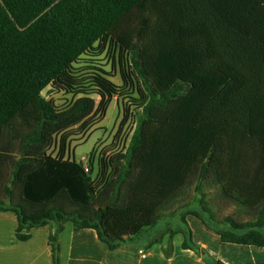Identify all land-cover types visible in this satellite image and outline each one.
<instances>
[{
  "label": "trees",
  "instance_id": "1",
  "mask_svg": "<svg viewBox=\"0 0 264 264\" xmlns=\"http://www.w3.org/2000/svg\"><path fill=\"white\" fill-rule=\"evenodd\" d=\"M106 39L129 56L121 78L142 113L94 179L68 140L99 122L92 94L104 113L125 87L74 64ZM48 87L79 97L58 107ZM205 181L253 218L227 217L220 241L264 247V0H0V212L17 216L19 241L70 222L114 251ZM185 225L183 248L196 250Z\"/></svg>",
  "mask_w": 264,
  "mask_h": 264
},
{
  "label": "rangeland",
  "instance_id": "2",
  "mask_svg": "<svg viewBox=\"0 0 264 264\" xmlns=\"http://www.w3.org/2000/svg\"><path fill=\"white\" fill-rule=\"evenodd\" d=\"M129 56L122 53L120 47L110 39L103 41L98 48V51L84 55L77 63L74 64L80 77L88 78L96 69H102L109 75L110 81L119 87H123L124 83L121 78V71L126 67ZM123 95L115 96L107 100L103 106L105 107L102 113L101 99L96 94H92L97 104V112L94 122H98L86 131H82L78 136L71 137L68 140L69 154L74 156L78 163L93 160L94 174L93 178L97 179L99 161L106 157H112L119 153H126L131 136L135 130L137 121L141 116L142 110L137 109L133 98L138 95L129 86H124ZM43 95L46 99L53 101L58 107H67L71 105L77 97L73 93L64 91H55L48 87L44 90ZM125 115L127 118L125 120ZM58 146L50 149V153L58 156ZM99 178V177H98ZM98 181V180H97ZM198 183H193L178 199L176 204L167 207L161 213V220L156 228L147 230L146 239L160 240L161 234L168 228L172 231L180 230L182 239L189 244L190 237L186 234V225L181 220V217L192 215L200 218L206 226L213 230L225 229L228 226L227 217H232L240 222L253 220L248 212L237 205H231L221 197V190L209 184V181L201 182L202 189L196 190ZM189 204V207L182 209L180 207ZM178 217L174 222L169 219ZM196 238L202 235L194 227ZM193 240V237H192ZM68 242V240H66Z\"/></svg>",
  "mask_w": 264,
  "mask_h": 264
},
{
  "label": "crops",
  "instance_id": "3",
  "mask_svg": "<svg viewBox=\"0 0 264 264\" xmlns=\"http://www.w3.org/2000/svg\"><path fill=\"white\" fill-rule=\"evenodd\" d=\"M169 219L174 222L179 218ZM181 220L192 231L196 250L184 249L183 233L167 228L161 234V241L149 242L146 234L151 229H147L137 237L127 238L118 249L111 251L99 240L95 230L79 229L70 222L65 223L59 233L57 223L34 228L29 241H19L17 216L12 212H0V264H53L49 236L56 233L61 264H211V260H221L225 264H264V247L222 243L216 231L197 216L187 215ZM195 226L205 239L196 238Z\"/></svg>",
  "mask_w": 264,
  "mask_h": 264
},
{
  "label": "built area",
  "instance_id": "4",
  "mask_svg": "<svg viewBox=\"0 0 264 264\" xmlns=\"http://www.w3.org/2000/svg\"><path fill=\"white\" fill-rule=\"evenodd\" d=\"M107 158H109V157H107ZM81 163H83V165H84V167H85V171H86V172H90V167H89V165L86 164L85 161H82ZM140 253L143 255V257H146V254H145L143 251H141Z\"/></svg>",
  "mask_w": 264,
  "mask_h": 264
}]
</instances>
